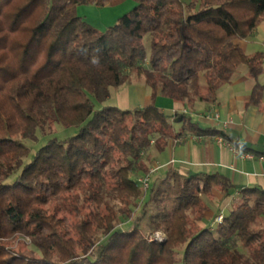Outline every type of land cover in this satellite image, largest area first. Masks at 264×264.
Returning a JSON list of instances; mask_svg holds the SVG:
<instances>
[{
	"label": "trees",
	"instance_id": "16d2710c",
	"mask_svg": "<svg viewBox=\"0 0 264 264\" xmlns=\"http://www.w3.org/2000/svg\"><path fill=\"white\" fill-rule=\"evenodd\" d=\"M123 1L0 0V264H264V188L242 189L209 226L208 200L216 190L233 195L226 175L169 171L148 190L140 182L153 149L170 140L231 139L166 112L159 95L215 103L246 64L252 101H262L264 53L247 54L237 40L264 21V0H205L208 8L192 15L182 0H134L106 30L78 13ZM133 74L151 102L108 104ZM56 126L76 132L59 136ZM47 128L34 151L29 142ZM145 219L169 237L150 240Z\"/></svg>",
	"mask_w": 264,
	"mask_h": 264
},
{
	"label": "crops",
	"instance_id": "0c3cea01",
	"mask_svg": "<svg viewBox=\"0 0 264 264\" xmlns=\"http://www.w3.org/2000/svg\"><path fill=\"white\" fill-rule=\"evenodd\" d=\"M182 2L187 15L208 8L205 0H182ZM237 42L247 54L264 53V21L252 36L239 39ZM260 82L264 85V74L260 76ZM255 84L256 80L250 76L248 66L242 64L230 83L219 89L215 103L207 104L197 100L187 104L162 95L158 97V106L166 112L172 115L181 113L191 115L193 110L198 121L216 127L231 138L229 140L220 135H201V140H193V136L197 135L186 134L178 140H170L162 151L155 148L152 151L154 162L151 167L159 165V170L153 174L152 180L166 176L169 171H178L184 175L219 171L230 179L233 195H226L216 190L214 200H208L209 210L204 218L207 225L216 213L226 214L229 211L242 189L256 186L264 188V89L262 101L254 103L252 93ZM118 97L122 100V105L134 109L151 102V89L144 81L134 82L119 89ZM212 109L219 112L218 120L213 119ZM220 138L224 141L221 142ZM235 140L250 147L252 151L237 147L234 144ZM229 144L238 153L232 150ZM242 154H252L254 158H245ZM262 221L264 222V214Z\"/></svg>",
	"mask_w": 264,
	"mask_h": 264
},
{
	"label": "rangeland",
	"instance_id": "374dc122",
	"mask_svg": "<svg viewBox=\"0 0 264 264\" xmlns=\"http://www.w3.org/2000/svg\"><path fill=\"white\" fill-rule=\"evenodd\" d=\"M135 5H136V2L134 0H124L123 2L118 3V4H114V5L107 4L104 6H99L96 4H83V5H80L78 7V13L81 16H83L86 20L91 22L93 25H95L97 28H99L100 30H106L108 27L115 24L122 15H124L125 13L130 11ZM143 79L144 78H137L136 74H133V79H132L131 83L143 81ZM108 104L118 105V106L121 105L120 108L128 109V107H127L128 105H122V100L119 99V97H118V90H113L111 98L108 101ZM190 116H192V118L195 121L199 122L202 128L208 127L207 123H203V122L198 121V118H197V115L195 114V111L191 110ZM175 125H176L177 129L181 128L180 123H176ZM49 132L50 131L47 128L45 130V134L41 135L40 140L29 142V144L31 145V147L33 148L34 151L38 147H40L45 142L46 139L49 138V136H50ZM54 132L59 136H64L66 134H74L76 132V130L75 129L66 130V129L62 128L61 126H56V127H54ZM157 166H159V165H157ZM157 166L153 165L151 167V169H154ZM148 198H149V193L146 191V194H144L142 199L139 201L138 206L135 208L136 215L140 214L141 209H142L144 203L148 200ZM213 205H215V204H213ZM219 216H220V214L216 213V215H214V217L210 220L208 225L213 226V224H216L217 218ZM122 226L125 227V225H122ZM143 230H144V233L147 234L149 239H150V237H149L150 234H152L156 231V230L152 229L149 219H145V221L143 222ZM165 233H167V232H165ZM168 237H169V234L167 233L165 239H167ZM158 241H162V240H158Z\"/></svg>",
	"mask_w": 264,
	"mask_h": 264
},
{
	"label": "built area",
	"instance_id": "2783aa9c",
	"mask_svg": "<svg viewBox=\"0 0 264 264\" xmlns=\"http://www.w3.org/2000/svg\"><path fill=\"white\" fill-rule=\"evenodd\" d=\"M211 112L213 113L212 116H213V119L215 120H218L220 118V114L218 111L212 109ZM193 140H201L202 139V136H193L192 138ZM220 141L223 142L224 139L223 138H220ZM152 143H154V141H152ZM229 146H231L229 144ZM231 149L236 151L238 153V151L231 146ZM242 157H245V158H254V156L252 154H242ZM159 170V166L155 167L154 169H150V171L143 175L141 178H140V182L142 184V187L144 188V190H148L151 186V182H152V177H153V174ZM223 220V215H220L218 218H217V221H222ZM167 234V233H166Z\"/></svg>",
	"mask_w": 264,
	"mask_h": 264
},
{
	"label": "bare ground",
	"instance_id": "6f19581e",
	"mask_svg": "<svg viewBox=\"0 0 264 264\" xmlns=\"http://www.w3.org/2000/svg\"><path fill=\"white\" fill-rule=\"evenodd\" d=\"M149 237L151 240H165L166 233L162 229H159L155 231L154 233L150 234Z\"/></svg>",
	"mask_w": 264,
	"mask_h": 264
}]
</instances>
